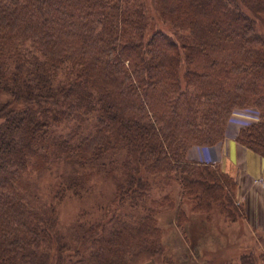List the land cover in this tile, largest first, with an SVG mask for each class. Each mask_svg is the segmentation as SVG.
<instances>
[{
  "label": "trees",
  "instance_id": "trees-1",
  "mask_svg": "<svg viewBox=\"0 0 264 264\" xmlns=\"http://www.w3.org/2000/svg\"><path fill=\"white\" fill-rule=\"evenodd\" d=\"M247 107L260 119L235 141L264 157V0H0V264L169 262L161 207L184 232L183 199L242 219L234 180L193 148L215 156ZM60 166L44 202L34 175ZM101 173L119 208L64 236L56 204ZM203 253L187 258L232 261Z\"/></svg>",
  "mask_w": 264,
  "mask_h": 264
},
{
  "label": "rangeland",
  "instance_id": "rangeland-1",
  "mask_svg": "<svg viewBox=\"0 0 264 264\" xmlns=\"http://www.w3.org/2000/svg\"><path fill=\"white\" fill-rule=\"evenodd\" d=\"M243 109L253 108L247 107ZM233 112L229 118L230 121L234 115ZM230 121H228V123L231 125V128L227 130L230 134H234ZM196 156L199 159L208 160L211 159L210 157H212L213 154L205 153V155H202L199 153ZM219 163L220 161L217 162L215 166L220 169ZM67 170L68 168L60 166L58 169L51 170L52 172H47L40 176L34 175V187L38 196L44 202L53 201V192L57 189L58 177ZM104 173L98 174L91 179V192L83 194V197L79 199L68 196L63 201L56 204L58 228L64 236H70L73 227H76L79 223H86L90 220L91 224H95V221H100L102 219L107 221L108 216H106L104 212L109 208L108 206L113 210L119 208L117 204L110 205L114 198L116 181L113 180L112 177L106 176ZM179 192V187L175 185L169 193L170 200L176 205L182 201L179 198ZM155 197L158 199V196ZM234 202L235 207L240 208L235 198ZM191 205L192 203L187 199H183V204L180 205L185 215H189L190 220V222L186 223L187 228L184 232L180 229H173L172 225L171 227L168 226L169 220L172 221L174 210L169 209L165 205L161 207L162 213L160 215L161 217H159L158 224L163 232L162 240L166 247V257L170 260L169 262L165 260L162 264H191L192 260L188 259L187 256L192 257L194 262L197 263V259L200 260L202 255H204L205 258L207 257L203 252L213 255L215 251L219 253L216 254L217 259L227 258L228 260H232L228 263L237 264V259L241 254L251 253L257 257L264 253V247L259 251L251 241V239L254 238L252 234L245 231L244 228L239 225L238 221L241 220V218H237V221L232 224L226 220L223 215L219 214L217 209H214L210 213V217L205 219L204 216L192 213L190 211ZM85 214H88L86 219L83 217ZM236 216L237 213L234 214V217ZM145 264L159 263L149 262ZM198 264H202V262L198 261Z\"/></svg>",
  "mask_w": 264,
  "mask_h": 264
},
{
  "label": "crops",
  "instance_id": "crops-1",
  "mask_svg": "<svg viewBox=\"0 0 264 264\" xmlns=\"http://www.w3.org/2000/svg\"><path fill=\"white\" fill-rule=\"evenodd\" d=\"M219 166L236 184L235 199L243 212L238 223L252 234L251 241L261 251L264 247V157L239 145L232 134L224 141Z\"/></svg>",
  "mask_w": 264,
  "mask_h": 264
}]
</instances>
